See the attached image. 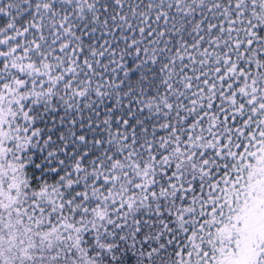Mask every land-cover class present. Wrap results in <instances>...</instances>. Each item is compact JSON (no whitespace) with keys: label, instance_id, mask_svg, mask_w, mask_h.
<instances>
[{"label":"snow or ice","instance_id":"1","mask_svg":"<svg viewBox=\"0 0 264 264\" xmlns=\"http://www.w3.org/2000/svg\"><path fill=\"white\" fill-rule=\"evenodd\" d=\"M0 264H264V0H0Z\"/></svg>","mask_w":264,"mask_h":264}]
</instances>
